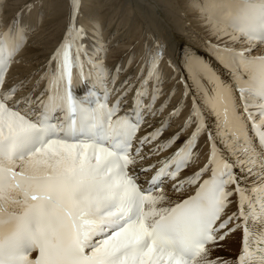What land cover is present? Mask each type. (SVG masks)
<instances>
[{"label": "snow or ice", "instance_id": "6c2138e0", "mask_svg": "<svg viewBox=\"0 0 264 264\" xmlns=\"http://www.w3.org/2000/svg\"><path fill=\"white\" fill-rule=\"evenodd\" d=\"M71 2V22L41 77L48 81L44 92L36 101L29 93L11 104L21 85L0 92V264H264V52L254 55L264 48V0H194L210 36L222 42L207 43L230 79L186 52L184 94L193 89L191 115L146 154L145 146L168 127L162 122L133 151L143 111L161 95L162 46L148 53V76L133 108L118 115L131 89L109 106L103 65H94L95 77L85 71V62L94 61L84 44L87 32L75 24L80 0ZM18 21L19 14L13 23ZM23 42L22 27L0 34V88ZM115 79L113 74V84ZM153 79L157 86L145 106ZM74 86L85 94L76 95ZM205 109L215 118L214 130L206 129ZM194 122V131L171 156L139 169L142 174L155 170L142 187L135 166L171 147ZM205 131L208 161L181 179L198 156ZM209 169L210 178L200 182ZM166 181L174 192L199 186L186 199H172L163 189ZM233 196L238 211L228 215ZM238 229L243 233L238 257L213 256Z\"/></svg>", "mask_w": 264, "mask_h": 264}, {"label": "bare ground", "instance_id": "6f19581e", "mask_svg": "<svg viewBox=\"0 0 264 264\" xmlns=\"http://www.w3.org/2000/svg\"><path fill=\"white\" fill-rule=\"evenodd\" d=\"M27 5L31 6L30 11ZM18 14L19 19L24 20L29 26L26 29L30 32V36L29 43L19 55V62L13 65L10 71V82L21 85L23 94H26L28 89L23 81L36 78L40 70L45 69L47 60L51 59L53 51L66 33L67 24L72 16V2L71 0H0V23L6 19L15 21ZM76 16L77 24L85 28L89 35L87 39L92 45L91 49L96 47L99 50H107L106 63L115 60L119 62L123 77L129 76L135 79L142 74L144 67L148 65V53L155 52L158 45L162 46V59L158 69L160 83L163 85L160 98L161 100L169 99L166 112L183 101L179 118L172 121L169 130L162 134L166 136L162 141L172 137L174 126H181L192 112L189 98L193 90L190 88L188 95L184 94L185 80L188 75L183 63L186 52H192L207 61L217 70L222 79H230L207 43L209 39L213 44L222 42L210 36L209 26H206L200 18L198 8L194 7V0H80L79 12ZM5 28L6 24L1 27V30ZM242 46L235 45L237 49ZM262 52L264 48L258 49L254 55ZM187 83L191 85V81ZM36 85L34 82L32 86ZM21 107L23 109V105ZM146 121L149 127L144 130V133L159 123L158 118L152 116H149ZM192 125L195 126V122ZM184 138L185 136L181 135L180 140ZM151 147L152 145L145 146L142 154L148 153ZM175 147L159 156L152 155L150 159L135 166L139 175L138 183L142 187H146L147 180L153 173L142 174L139 173V169L162 160ZM196 151L198 152L197 166L181 172V179L191 171H197L199 165L207 158L205 154L208 148L203 136L198 140ZM163 189L172 199H184L192 191L191 188L188 191L174 192L172 182H167ZM231 199L233 203L226 210L228 214L238 211L236 196ZM241 239L242 233L238 229L221 242L224 246L215 251L213 256L218 255L234 260L240 253Z\"/></svg>", "mask_w": 264, "mask_h": 264}, {"label": "rangeland", "instance_id": "374dc122", "mask_svg": "<svg viewBox=\"0 0 264 264\" xmlns=\"http://www.w3.org/2000/svg\"><path fill=\"white\" fill-rule=\"evenodd\" d=\"M107 54H108V51H107ZM174 120H175V119H174ZM174 120H173V121H174Z\"/></svg>", "mask_w": 264, "mask_h": 264}]
</instances>
